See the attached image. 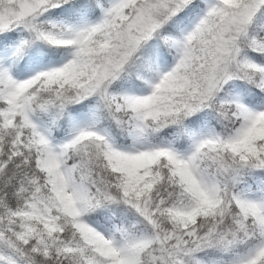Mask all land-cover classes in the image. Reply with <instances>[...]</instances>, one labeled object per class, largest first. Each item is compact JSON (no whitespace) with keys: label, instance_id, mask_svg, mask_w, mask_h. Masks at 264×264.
Returning a JSON list of instances; mask_svg holds the SVG:
<instances>
[{"label":"snow or ice","instance_id":"obj_1","mask_svg":"<svg viewBox=\"0 0 264 264\" xmlns=\"http://www.w3.org/2000/svg\"><path fill=\"white\" fill-rule=\"evenodd\" d=\"M0 264H264V0H0Z\"/></svg>","mask_w":264,"mask_h":264}]
</instances>
